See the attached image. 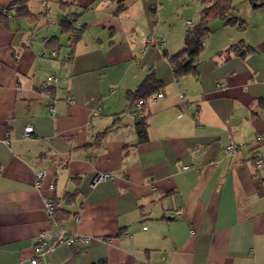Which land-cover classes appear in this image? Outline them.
I'll use <instances>...</instances> for the list:
<instances>
[{
  "label": "crops",
  "instance_id": "1",
  "mask_svg": "<svg viewBox=\"0 0 264 264\" xmlns=\"http://www.w3.org/2000/svg\"><path fill=\"white\" fill-rule=\"evenodd\" d=\"M36 1L0 20V264L62 229L79 239L43 264H264V7L234 0L246 26L211 21L178 77L202 0ZM152 72L164 96L128 115Z\"/></svg>",
  "mask_w": 264,
  "mask_h": 264
},
{
  "label": "trees",
  "instance_id": "2",
  "mask_svg": "<svg viewBox=\"0 0 264 264\" xmlns=\"http://www.w3.org/2000/svg\"><path fill=\"white\" fill-rule=\"evenodd\" d=\"M124 0H118L120 2L119 8L123 9ZM251 3L254 8L264 7V0H247ZM203 9L201 10V19L198 24L189 29L186 35V46L184 49L178 53L171 56V62L175 69L176 75L182 76L197 71L196 58L199 56L203 49V42L209 31V23L216 19L224 20L227 25L230 26H239L244 28L246 26V21L236 15V5L234 0H202ZM12 4H16L14 10L20 14H31L28 8V0H15ZM11 4V6H12ZM11 8V7H10ZM2 9H0V20L5 19L6 15L3 14ZM62 26L65 30L72 31L75 30V27L70 20L65 19L62 21ZM243 40H240L232 44L226 52H239L243 47ZM251 50L248 46L247 49L240 54H245ZM159 87V81L155 76V73L152 72L146 76L144 81L141 83L139 88L135 93H132V97L135 98L134 101H138L141 98H145L148 95L156 92ZM147 124L145 121L137 122V129L140 135L141 140L147 139L146 133ZM58 203L55 202L54 217L58 219L59 213Z\"/></svg>",
  "mask_w": 264,
  "mask_h": 264
},
{
  "label": "built area",
  "instance_id": "3",
  "mask_svg": "<svg viewBox=\"0 0 264 264\" xmlns=\"http://www.w3.org/2000/svg\"><path fill=\"white\" fill-rule=\"evenodd\" d=\"M10 7H11V3L2 5L3 11H4V13L7 14L8 17L12 16V13H11L12 11H11ZM163 42H164V36H162V35L158 39H154L151 36L148 38V43L162 44ZM49 79H56V78L54 76H50ZM163 96H164L163 93H153V94L148 95L145 98H141L138 101H136L132 105V107L126 111V113L130 116L141 115L143 113V107L146 104H148L149 102H154V101L158 100L159 98H162ZM68 100L71 102L72 101L71 97H68ZM50 108H51L50 109L51 112H53L54 111L53 105H51ZM33 131H34L33 125H27L25 128L26 137H29ZM259 139L262 141L263 137H259ZM237 149H238L237 146L232 144L226 148V152L231 153V152L237 151ZM256 164L258 167H261L264 165V158L262 157V155L257 156ZM38 177H40V179H42V174H39ZM111 177H112V175L108 172H99L95 175L92 185L95 186L98 183L105 181ZM45 206H46V211L50 214H53L54 209H55V203L52 200L48 199L45 201ZM192 234H195L194 230H192ZM78 239H79V235L69 233L64 229H62L59 236L54 237L51 241H46L45 235L43 233H41L39 236V242L34 247L35 255H34V258L32 259L31 263L32 264H43L45 262L43 260V257L46 254L53 253L61 245L73 244ZM89 239H90L89 237H86V240H89Z\"/></svg>",
  "mask_w": 264,
  "mask_h": 264
},
{
  "label": "rangeland",
  "instance_id": "4",
  "mask_svg": "<svg viewBox=\"0 0 264 264\" xmlns=\"http://www.w3.org/2000/svg\"><path fill=\"white\" fill-rule=\"evenodd\" d=\"M37 1L36 0H33V3H36ZM247 2V1H246ZM248 3V2H247Z\"/></svg>",
  "mask_w": 264,
  "mask_h": 264
}]
</instances>
